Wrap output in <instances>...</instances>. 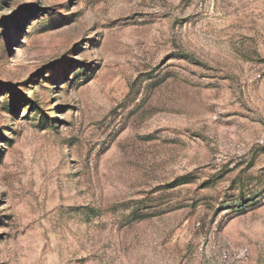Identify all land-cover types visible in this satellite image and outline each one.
Wrapping results in <instances>:
<instances>
[{"label": "rangeland", "instance_id": "1", "mask_svg": "<svg viewBox=\"0 0 264 264\" xmlns=\"http://www.w3.org/2000/svg\"><path fill=\"white\" fill-rule=\"evenodd\" d=\"M0 264H264V0H0Z\"/></svg>", "mask_w": 264, "mask_h": 264}]
</instances>
